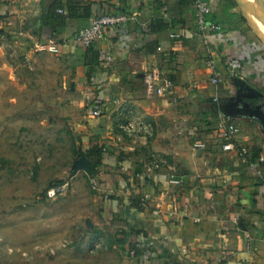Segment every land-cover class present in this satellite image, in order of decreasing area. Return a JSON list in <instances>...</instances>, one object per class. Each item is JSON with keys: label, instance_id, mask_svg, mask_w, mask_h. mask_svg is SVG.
I'll use <instances>...</instances> for the list:
<instances>
[{"label": "crops", "instance_id": "1", "mask_svg": "<svg viewBox=\"0 0 264 264\" xmlns=\"http://www.w3.org/2000/svg\"><path fill=\"white\" fill-rule=\"evenodd\" d=\"M207 1L210 14L222 16L225 0ZM235 1L220 30L208 33L196 24L193 0H0V39L68 60L73 90L109 110L101 123L112 142L93 177L104 203L99 221L84 229L106 232L99 238L108 248L91 253L80 243L58 253V264H264V121L224 112L250 89L258 94L250 102L264 111V4ZM111 13L135 19L90 50L77 43L80 30ZM156 20L168 27L154 34ZM229 57L243 62L237 78L226 75ZM154 68L175 82L177 102L146 97L144 74ZM214 73L224 78L219 86L209 82ZM220 113L239 125L248 157L223 150L214 130ZM127 115L149 122L152 135L113 136L114 125L133 119ZM153 155L166 164L154 168ZM132 246L152 256H131Z\"/></svg>", "mask_w": 264, "mask_h": 264}, {"label": "rangeland", "instance_id": "2", "mask_svg": "<svg viewBox=\"0 0 264 264\" xmlns=\"http://www.w3.org/2000/svg\"><path fill=\"white\" fill-rule=\"evenodd\" d=\"M1 41L0 264H58V253L80 243L91 250L89 233L106 236L84 230L99 221L104 200L77 165L81 158L96 162L88 154L92 145L110 150L101 123L109 110L91 117L98 103L73 90L68 60L28 42ZM124 123L113 126V136ZM62 182L69 190L48 199L47 191Z\"/></svg>", "mask_w": 264, "mask_h": 264}, {"label": "built area", "instance_id": "3", "mask_svg": "<svg viewBox=\"0 0 264 264\" xmlns=\"http://www.w3.org/2000/svg\"><path fill=\"white\" fill-rule=\"evenodd\" d=\"M193 7L195 9V19L196 24L199 27L200 31L203 32H217L220 30V26L216 24H210L207 21V16L211 12L210 3L207 0H193ZM63 13L62 10L59 11ZM135 19L134 15L129 13H111L104 14L93 21V23L80 30L76 36L77 43L85 49L93 47L97 42L105 38L106 33L109 30H117L123 25L133 21ZM174 37H179L175 35ZM161 50V49H160ZM112 56H108L107 60L112 61ZM211 68L214 67V63L210 62L208 64ZM243 70V62L236 57H229L226 61V75L231 78H237ZM144 85H145V94L148 99H154L156 97H170L173 101L177 102L176 99V84L175 82L168 77L162 70L154 68L147 71L144 74ZM209 82L215 86H219L224 82V78L219 73H214V75L209 79ZM197 86H192L189 88L191 92L195 91ZM215 103H218L220 100L218 97H215L213 100ZM103 106L95 107L91 110V117L94 119H100L103 116ZM121 128L124 129L129 134L144 132L147 135H152L153 127L152 125L144 119L133 118L126 121L121 125ZM218 140L222 144V148L226 152L236 151L241 157H248L249 151L238 143V135L240 133L239 125L232 119L228 118L224 114H219L216 118V123L214 126ZM197 148L204 149V144H198ZM261 160L264 161V157H261ZM153 167L160 168L166 164V161L163 159L157 158L155 155L152 156ZM161 167V168H162ZM152 171V169L150 168ZM174 183H181L182 180L173 181ZM70 188L69 182H64L63 184L52 186L47 191V197L50 200L57 198L63 193L67 192ZM178 210L177 203H174V213ZM108 248L107 242L104 238H94L91 241V252L96 253L101 250H106ZM131 256L137 257V251L131 250ZM143 260H149L152 256V252L149 247H146L141 255Z\"/></svg>", "mask_w": 264, "mask_h": 264}, {"label": "trees", "instance_id": "4", "mask_svg": "<svg viewBox=\"0 0 264 264\" xmlns=\"http://www.w3.org/2000/svg\"><path fill=\"white\" fill-rule=\"evenodd\" d=\"M224 2H225V4H224V7L222 9L223 10L222 16H220L219 14H209L207 16L208 23H210V24H216V25L222 24L224 22V19H223L224 16H223V14H227L228 11L230 9H232L234 6H236V4H237L235 0H225ZM55 19H59V18L56 17V15H55ZM243 20H244V18H243ZM167 27H168V24H166L162 20H156L152 24L150 31L152 33H154V34H157V33L161 32V31H163L164 29H166ZM91 48H89V50ZM93 74H94V70H92V69H90L87 72V75L86 76H87V82H88V84L91 83V78H92ZM99 104H102V103H99ZM103 149H104V147H102V146H94L93 148H91L89 150V153L88 154L91 157V159H95L96 160L95 163L94 162H91V175H92V177L97 176V169H96L97 168V165L102 162L103 157H104V154H105ZM109 155H112V154L109 153ZM121 160H122V155L119 154L118 155V161H121ZM63 183L64 182H62L61 184H63ZM56 185H60V184H56ZM121 233H123V232H121ZM121 233L119 232V234H121ZM132 247H133L132 249H134V250L137 251V254H138L137 257H141V255L143 254V250H140L139 248L138 249L135 248L136 246L135 247L132 246Z\"/></svg>", "mask_w": 264, "mask_h": 264}, {"label": "water", "instance_id": "5", "mask_svg": "<svg viewBox=\"0 0 264 264\" xmlns=\"http://www.w3.org/2000/svg\"><path fill=\"white\" fill-rule=\"evenodd\" d=\"M249 91L250 93H243L238 99L230 103L224 112L230 117L243 114L254 116L264 121L262 105L253 106L250 102V100L258 98V94H256L253 89H250ZM77 167L84 170L86 173L91 174V165L87 159L81 158Z\"/></svg>", "mask_w": 264, "mask_h": 264}]
</instances>
